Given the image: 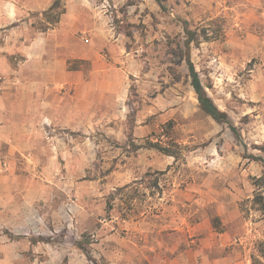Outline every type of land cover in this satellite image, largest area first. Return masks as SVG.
Listing matches in <instances>:
<instances>
[{
    "label": "rangeland",
    "instance_id": "1",
    "mask_svg": "<svg viewBox=\"0 0 264 264\" xmlns=\"http://www.w3.org/2000/svg\"><path fill=\"white\" fill-rule=\"evenodd\" d=\"M261 146L264 0H0V264H251Z\"/></svg>",
    "mask_w": 264,
    "mask_h": 264
},
{
    "label": "trees",
    "instance_id": "2",
    "mask_svg": "<svg viewBox=\"0 0 264 264\" xmlns=\"http://www.w3.org/2000/svg\"><path fill=\"white\" fill-rule=\"evenodd\" d=\"M55 4H58V1ZM185 32L187 33V38L184 40V45L187 50V55L184 60L191 77V86L198 100L199 108L217 123L226 126L231 134L238 141L242 142L240 129L235 125L232 118L217 106V104L207 92L206 86L202 83L201 76L195 69L189 53L190 43L194 41V32H191L186 28ZM244 147L246 146L244 145ZM260 150L264 153V146H261ZM249 155L250 157H253V154ZM256 159H259L264 166L263 157L258 156ZM257 181L259 184H261V186H264V174L257 178ZM254 202L258 205V210L264 213V196L262 193H259L255 196ZM251 264H264V236L262 239L258 240L254 246V249L251 253Z\"/></svg>",
    "mask_w": 264,
    "mask_h": 264
}]
</instances>
